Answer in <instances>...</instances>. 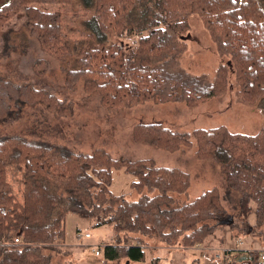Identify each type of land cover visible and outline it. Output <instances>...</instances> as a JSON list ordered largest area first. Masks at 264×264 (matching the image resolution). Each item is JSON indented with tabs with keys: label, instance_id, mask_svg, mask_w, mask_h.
<instances>
[{
	"label": "trees",
	"instance_id": "obj_1",
	"mask_svg": "<svg viewBox=\"0 0 264 264\" xmlns=\"http://www.w3.org/2000/svg\"><path fill=\"white\" fill-rule=\"evenodd\" d=\"M73 1L9 0L0 7V28L21 20L43 52L64 63L66 87L81 82L86 94H98L107 111L146 103L196 107L226 93L230 70L241 102L254 106L264 100V0H77L92 15L79 22L84 38L71 40L61 14L47 7ZM191 15L201 19L218 56L226 59L213 82L180 66L186 50L182 37ZM36 103L60 116L70 113V104L52 94L0 78V120L12 117L20 105ZM132 139L169 152L194 142L195 157L218 164L225 185L238 195L240 221L233 218L229 226L219 221L224 207L216 189L173 207L174 195H186L190 186L188 174L176 168L157 167L151 160L114 159L101 150L75 154L4 136L0 137V264H51V255L44 251L60 252L68 216L92 229H112L115 240L103 248L105 264H142L145 239L169 248L200 249L225 226L234 238L240 234L264 240L260 231L264 128L255 135L230 133L224 127L183 134L158 123H140L133 128ZM7 167L23 170L22 204L7 182ZM112 170L132 177L129 189L137 194L136 200L112 196ZM248 214L254 215L253 225L246 221ZM208 220L216 225L208 226ZM16 238L19 244H14ZM223 256H227L224 264H264L250 251Z\"/></svg>",
	"mask_w": 264,
	"mask_h": 264
},
{
	"label": "rangeland",
	"instance_id": "obj_2",
	"mask_svg": "<svg viewBox=\"0 0 264 264\" xmlns=\"http://www.w3.org/2000/svg\"><path fill=\"white\" fill-rule=\"evenodd\" d=\"M76 1L69 5L47 7L48 11H58L61 14L62 26L71 40L84 38L79 22L92 15L90 9ZM188 27V32L182 37L186 50L180 66L193 76L213 82L219 65L226 59L218 56L209 32L197 15L189 16ZM63 65L64 63L43 52L21 20L9 22L0 28V78L18 86L29 85L38 91L52 94L66 105L70 104V113L62 116L40 103L20 105L22 107L12 117L0 120V137L39 141L75 154H89L101 150L114 159L151 160L157 167L176 168L188 174L190 186L186 195H174L173 207L183 206L205 192L216 189L224 207V215L219 221L227 226L232 223L233 218L236 223L240 221L236 217L238 195L225 185L224 175L221 174L218 164L200 161L195 157L194 142L190 147L169 152L149 144L136 143L132 139V130L140 123H158L183 134H190L195 129L211 130L219 127L242 135L258 133L264 128V113L261 111L264 100L254 106L241 102L231 70L226 93L196 107L174 103H146L110 112L104 109L98 94L88 95L84 92L81 82L72 89L67 88ZM6 174L16 201L22 204L23 170L7 167ZM131 181L132 177L123 171L112 170V196L122 195L127 200H136L137 194L129 189ZM247 216V223L253 225L254 215ZM205 223L210 227L216 225L215 220ZM227 226L214 231L200 245V250L193 248L154 251L150 249L166 246L154 239H145V246L149 249L145 248L142 264H152L155 258H159L157 264H224L223 253L217 248L221 249L224 245L226 234L230 230ZM260 231L264 234V225ZM65 232L66 241L60 252L44 251L51 255V264H104L103 248L115 240V233L110 227L92 229L73 216H68ZM238 236L240 240L245 238L240 234ZM252 240L259 249L250 252H264V240ZM96 252L99 256H96Z\"/></svg>",
	"mask_w": 264,
	"mask_h": 264
},
{
	"label": "crops",
	"instance_id": "obj_3",
	"mask_svg": "<svg viewBox=\"0 0 264 264\" xmlns=\"http://www.w3.org/2000/svg\"><path fill=\"white\" fill-rule=\"evenodd\" d=\"M9 0H0V7H2L3 5H5ZM231 231L228 230L227 234H226V240L224 242V245L221 249L217 248L218 250H221V252L223 253V255L226 254V252H229V251H255V250H258L259 247L257 245V243L255 241L252 240L251 237H245L243 240H240L241 238H234L232 237L231 235ZM146 248L147 245H146ZM149 249V248H148ZM170 249H174V250H181V248H168L167 247H164V246H155L153 248H151L150 250H154V251H157V250H170ZM195 249H198L200 250L199 248H195ZM157 260H159V258H155L153 261H152V264H157ZM105 264V262H104Z\"/></svg>",
	"mask_w": 264,
	"mask_h": 264
},
{
	"label": "built area",
	"instance_id": "obj_4",
	"mask_svg": "<svg viewBox=\"0 0 264 264\" xmlns=\"http://www.w3.org/2000/svg\"><path fill=\"white\" fill-rule=\"evenodd\" d=\"M85 237H88V235H85ZM20 243V238L14 239V244H19ZM259 261H264V252L259 253ZM96 256H99V253L96 252ZM225 260H227V256H224Z\"/></svg>",
	"mask_w": 264,
	"mask_h": 264
}]
</instances>
